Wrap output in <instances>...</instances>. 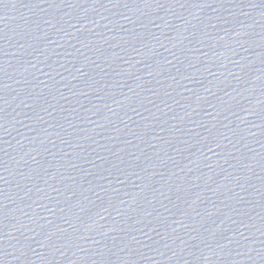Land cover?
<instances>
[{
	"label": "water",
	"instance_id": "water-1",
	"mask_svg": "<svg viewBox=\"0 0 264 264\" xmlns=\"http://www.w3.org/2000/svg\"><path fill=\"white\" fill-rule=\"evenodd\" d=\"M0 264H264V0H0Z\"/></svg>",
	"mask_w": 264,
	"mask_h": 264
}]
</instances>
